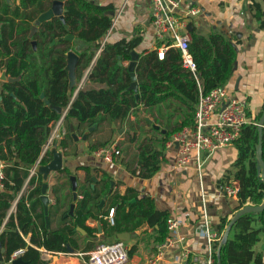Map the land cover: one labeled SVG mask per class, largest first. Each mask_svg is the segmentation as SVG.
<instances>
[{
  "label": "trees",
  "instance_id": "obj_1",
  "mask_svg": "<svg viewBox=\"0 0 264 264\" xmlns=\"http://www.w3.org/2000/svg\"><path fill=\"white\" fill-rule=\"evenodd\" d=\"M19 2L18 4L16 2ZM54 0H0V72L6 70L19 82H0V159L6 162L3 191L0 193V242L5 249L4 259L8 263L11 255L24 248L22 259L27 264H47L42 260L37 248L49 251L67 252V246H73L72 236L76 228L85 226L86 220L93 217L90 205V193L78 202L72 219V227L52 230L46 215L37 213V207H42L40 200L33 201L42 192V177L38 186L29 194L28 199L18 202L16 214L8 216L12 203L22 190L31 170L40 160V165L48 164L52 159L50 148L41 158L56 122L62 118V113L68 108L64 118L67 132L59 143L53 146L66 148L67 140L72 141L70 126L77 121L81 127H98L103 123L128 122L129 116H139V108L150 110L158 106H175L183 113L182 119L173 130H169L160 142V149L150 146L140 148L137 165L139 175L151 178L162 168L165 160V147L176 132L195 123V110L199 101V86L204 92L226 86L232 76L237 60V42L234 43L222 34H211L207 37L191 34L189 52L197 66L195 75L182 65V55L178 49H170L164 60L160 61L157 54L151 53L143 57L138 66L139 99L129 89L131 78H122L119 73L122 67L118 65V56L131 60L133 44L121 42L107 45L97 61L95 73L102 76L103 83L108 88L79 92L72 101L75 89L70 90L67 66V53L76 47L73 42L64 38L73 35L77 41L92 44L97 50L101 48L102 38L111 28V20L105 16V7L88 0H65L64 21L55 18L38 27L37 33L31 37L32 27L38 18L46 12ZM251 12L260 27L264 30V0H253ZM37 41L35 51L32 42ZM56 44L53 45V42ZM84 53V52H81ZM105 53H110L109 57ZM105 70L108 71L105 79ZM141 70L144 72L142 73ZM14 94V96L12 95ZM51 105L60 107L62 113L45 105L41 95ZM174 100L177 103H167ZM264 112L251 119L250 125L244 127L241 137L235 143L239 151L233 177L238 181L240 211L249 202L254 206L264 202V182L257 173L256 146L258 144V124ZM160 124V119H155ZM150 124V123H149ZM151 126V124H150ZM106 144L91 145L92 151H97ZM264 160V131H263ZM90 176L88 168H84ZM68 176L71 175L67 170ZM70 182V181H69ZM33 178L29 184H33ZM134 197L115 196V201L123 205L131 202ZM131 207L138 209L143 220L157 224L160 228V242L163 244L168 237V215L159 213L154 201L149 197L135 198ZM261 224L260 229L253 228L255 219ZM67 220V219H66ZM104 224V220L100 219ZM230 221H222L219 234H224ZM264 233V211L258 214H246L234 225L231 236L221 251V264H262L263 258L256 254L254 247L259 236ZM31 234L30 244L24 236ZM220 244V243H219ZM219 244L216 245L218 250ZM92 246V245H91ZM97 247H89L93 250ZM217 264V255H215Z\"/></svg>",
  "mask_w": 264,
  "mask_h": 264
},
{
  "label": "crops",
  "instance_id": "obj_2",
  "mask_svg": "<svg viewBox=\"0 0 264 264\" xmlns=\"http://www.w3.org/2000/svg\"><path fill=\"white\" fill-rule=\"evenodd\" d=\"M88 1L105 7V16L112 22L111 28L102 38L101 45L105 42L106 48L107 45L121 42L133 44L131 56H138L135 73L139 83L138 66L141 59L151 53L157 54L158 58V50L170 42V39L161 41L157 38L150 15L151 0ZM252 2L253 0H184L177 14L185 22L190 42L192 33L204 37L217 33L228 37L234 43L237 42V60L226 87L237 99L247 103L248 113L251 119H255L264 104V30L251 12ZM193 7L200 8L201 13L187 17L188 10ZM80 42L75 37L73 47L74 43L76 47L71 50L80 58L76 69L75 94L78 89L79 92H85L108 88L106 80L103 83V77L95 73L102 52L88 43L82 50L77 51ZM105 56L109 57L110 53H105ZM117 59L118 65L122 67L119 76L126 79L130 76L128 68L132 58L126 60L118 56ZM107 74L108 71L105 70V79ZM75 94L72 101L76 98ZM172 102L177 103L174 100L167 103ZM139 110L141 114L138 117L131 114L128 122L124 124L105 122L98 129L96 125L86 129L77 121H73L71 125L78 140L72 137V141H66V148L57 147L63 154L65 163L63 170L52 173L48 180L49 227L52 230L72 227L74 220L71 218L74 215L69 214L73 203L72 176L77 178L78 183L75 210L86 193L91 194L89 202L94 208L91 210L93 217L85 222L87 230L76 228V234L72 236L74 247L67 246V252L37 248L39 251L46 250L51 253L46 257L41 254L42 260L47 264H88V254L94 250H89V247L119 241H123L128 249L130 259L127 264H148L158 254V248L162 244L159 240L160 228L157 224L143 220L138 209L131 207L135 198H151L159 213L167 214L168 219L179 223L178 229L171 235L173 244L164 250V255L157 264H198L199 260L206 259V219L219 234L222 221H231L238 213V196L230 197L221 191L224 185H239L233 177L234 165L239 158L235 145L219 149L212 155H205L201 168H198L196 154H193L190 163L178 167L179 148L166 146L161 170L148 179L139 175L137 156L140 148L148 145L155 150L160 149L162 138L176 127L183 116L175 106L162 105L150 110L141 106ZM147 119L160 126L166 134L154 129L151 123L150 126ZM155 119H160V124H156ZM106 143V146L118 143L122 157L114 162H106L96 156V151L90 149L91 145ZM84 168L89 169L90 176ZM66 170L71 173L70 176ZM39 177V174L32 175L30 172L22 190L13 201L8 216L16 214L18 202L23 198L28 199L29 194L36 189ZM31 178L34 183L30 185ZM2 191L3 188H0V193ZM41 196L42 192L39 197L35 196L33 201H41ZM115 196L134 198L123 205L115 201ZM250 204L248 202L246 205ZM112 208L116 209L114 225L105 218ZM42 209L44 211L43 203L42 207H37V213L40 214ZM100 219L104 220V224ZM253 228H261L258 218L255 219ZM2 230L3 227L0 232ZM219 235L223 238L224 234ZM120 236L125 239L121 240ZM24 239L30 244L31 234L24 236ZM254 251L262 256L264 264V233L260 234Z\"/></svg>",
  "mask_w": 264,
  "mask_h": 264
},
{
  "label": "built area",
  "instance_id": "obj_3",
  "mask_svg": "<svg viewBox=\"0 0 264 264\" xmlns=\"http://www.w3.org/2000/svg\"><path fill=\"white\" fill-rule=\"evenodd\" d=\"M184 0H151L150 15L152 25L157 38L161 41L170 39L168 45H164L158 50V59L164 60L166 52L175 48L181 52L183 67L192 72L197 77V66L189 52L190 36L185 30L184 20L178 16L177 11L181 8ZM201 13L200 8L193 7L188 10L187 17L196 16ZM105 42L101 45L99 52L104 49ZM198 79V77H197ZM199 101L195 110V123L192 127H185L173 134L166 146L172 148L178 143L179 156L177 166L184 167L196 154L198 168L204 163V156L212 155L219 149L235 145L241 137L244 127L251 124L248 117L247 103L237 99L234 93L226 86L216 87L209 92H204L199 86ZM79 89L76 90L77 97ZM68 108L62 113V118L55 123L48 141L41 154V158L53 144L66 134L64 118ZM96 156L106 162H114L122 157L118 143L112 144L96 151ZM40 164V160L37 165ZM36 165V166H37ZM35 166V167H36ZM6 162L0 159V188H3L5 180ZM35 167L31 170L34 175ZM240 190L238 184H228L221 187V191L230 197H237ZM115 208L109 211L105 217L109 223L114 225ZM168 237L158 248V254L148 264H157L164 255V250L173 244L172 234L178 229L179 223L174 219H168ZM205 229L208 239V257L198 261V264H215L217 255L216 245L222 240L221 236L213 230L210 222L206 219ZM1 233V232H0ZM45 257L51 253L46 250L40 251ZM25 249L16 250L9 259V264L22 258ZM130 256L128 249L123 241L112 244H100L88 254V264H127Z\"/></svg>",
  "mask_w": 264,
  "mask_h": 264
},
{
  "label": "water",
  "instance_id": "obj_4",
  "mask_svg": "<svg viewBox=\"0 0 264 264\" xmlns=\"http://www.w3.org/2000/svg\"><path fill=\"white\" fill-rule=\"evenodd\" d=\"M64 4H65V0H54L52 2L51 7L38 18L35 25L32 27L31 37H33L37 33L38 27L45 22L51 21L55 18H59L60 20L64 21V14L67 13V9L64 8ZM64 40L74 42L75 36L68 35L64 38ZM54 44H56V41L53 42V45ZM32 46H33L34 50L36 51L37 50V41H33ZM85 46H86V42L81 41L77 45V51L82 50L83 47H85ZM79 61H80V58L75 51H69L67 53L66 70L68 71L70 90H73L76 87V83H77V81H76V79H77L76 69H77V65H78ZM137 62H138V56L133 55L132 62L128 68L129 73H130V77L132 80L129 89L135 93L136 99H139V83L137 81V77H136V73H135ZM198 79H200V77H198ZM0 81L12 84V83L19 82L20 78H13V77L8 75L6 70H3L1 72V75H0ZM12 95L14 96V94H12ZM41 99L44 100L46 106H49L51 109L57 111L58 113H62V109L60 107L51 105L50 102L45 99L44 94L41 95ZM147 121L152 124V127L154 129H156L157 131H161L162 133L166 134L165 130H162L160 126L153 124L150 119H147ZM92 130H93V128L90 129V131H92ZM70 131H71L73 139H75L77 141L78 137L75 134V129H74L73 125L70 126ZM263 131H264V112H263V114L260 118L259 124H258L259 138H258V144L256 146V157H257L256 167H257L258 176L260 178V181H262V182H264ZM175 146L178 148L179 147L178 143H176ZM50 150L52 153L51 161L46 165H40L39 164L35 167V172L42 177L41 201H42L43 206H44V212L46 215L47 223H49V217H48L49 199L47 197V190L49 187L48 186V180H49V177L52 173L59 172V171L63 170L64 163H65V160L63 158V154L60 151H58L57 147L52 146V147H50ZM71 181H72L73 203L71 205V209H70L69 214L74 215L75 203L78 199V191H77L78 190V183H77V178L75 176L71 177ZM94 181H95V179H94ZM102 203H103V201H102ZM263 211H264V202L262 205H259V206H254L251 204L246 205L240 211H238V213L230 221V223H229V225H228V227H227V229L223 235V238L219 244V248L217 251V264H221L222 248L227 243L229 236H230V233H231L235 223L242 216H244L246 214H252V213L258 214V213H261ZM120 239L123 240V239H125V237L120 236ZM4 255H5V249H3L2 244L0 242V264H9V263L5 262ZM11 264H27V263L22 258H19V259L13 261Z\"/></svg>",
  "mask_w": 264,
  "mask_h": 264
}]
</instances>
